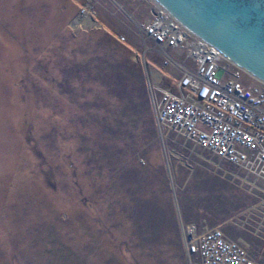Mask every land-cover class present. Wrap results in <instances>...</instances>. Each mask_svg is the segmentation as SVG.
<instances>
[{
    "label": "rangeland",
    "instance_id": "374dc122",
    "mask_svg": "<svg viewBox=\"0 0 264 264\" xmlns=\"http://www.w3.org/2000/svg\"><path fill=\"white\" fill-rule=\"evenodd\" d=\"M120 8L150 19V0H0V264H194L191 227L246 234L232 220L261 193L159 135L166 69Z\"/></svg>",
    "mask_w": 264,
    "mask_h": 264
},
{
    "label": "built area",
    "instance_id": "2783aa9c",
    "mask_svg": "<svg viewBox=\"0 0 264 264\" xmlns=\"http://www.w3.org/2000/svg\"><path fill=\"white\" fill-rule=\"evenodd\" d=\"M150 3L146 21L120 11L139 35L143 56H157L150 62L158 58L166 69L148 82L159 135L172 134L233 166L250 191L261 193L232 220L245 239L228 236L222 226L191 227L184 236L186 255L194 264H264V84L245 85L242 70ZM81 15L91 18L89 8Z\"/></svg>",
    "mask_w": 264,
    "mask_h": 264
},
{
    "label": "water",
    "instance_id": "95a60500",
    "mask_svg": "<svg viewBox=\"0 0 264 264\" xmlns=\"http://www.w3.org/2000/svg\"><path fill=\"white\" fill-rule=\"evenodd\" d=\"M188 33L264 84V0H152Z\"/></svg>",
    "mask_w": 264,
    "mask_h": 264
},
{
    "label": "bare ground",
    "instance_id": "6f19581e",
    "mask_svg": "<svg viewBox=\"0 0 264 264\" xmlns=\"http://www.w3.org/2000/svg\"><path fill=\"white\" fill-rule=\"evenodd\" d=\"M94 24V22L92 21L91 18H89L88 16L86 15H81L78 20L74 23H73V26H85V25H88V26H92ZM156 72V71H155Z\"/></svg>",
    "mask_w": 264,
    "mask_h": 264
}]
</instances>
